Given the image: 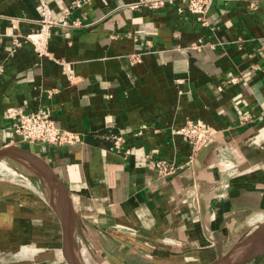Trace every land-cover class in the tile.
<instances>
[{"label": "crops", "instance_id": "1", "mask_svg": "<svg viewBox=\"0 0 264 264\" xmlns=\"http://www.w3.org/2000/svg\"><path fill=\"white\" fill-rule=\"evenodd\" d=\"M41 1L58 18L76 0H0V150L20 145L28 150L23 161L43 167L39 156L62 187L56 194L44 172L1 174L6 264H218L242 242V256L257 249L264 240V0H217L209 12L214 32L175 6L91 0L70 17L87 26L53 29L51 57L29 42L11 51L9 33L39 29ZM197 43L200 50L189 48ZM133 54L141 61L133 63ZM58 61L71 63L74 82ZM232 76L241 81L230 83ZM9 108L47 109L82 142L22 144L4 118ZM190 120L216 131L217 145L201 160L173 133ZM111 134L123 136L128 155L112 149ZM152 150L178 171L151 170ZM246 264H264V252Z\"/></svg>", "mask_w": 264, "mask_h": 264}, {"label": "built area", "instance_id": "2", "mask_svg": "<svg viewBox=\"0 0 264 264\" xmlns=\"http://www.w3.org/2000/svg\"><path fill=\"white\" fill-rule=\"evenodd\" d=\"M91 0H76L66 7L62 15L58 18L53 17L49 5L41 1V12L39 18V29L31 34L21 36L14 31L9 33L12 37L11 51L20 47L23 42H29L33 45L34 51L40 57H51L49 49L52 31L56 27L81 28L85 25L80 19H71V14L74 9L83 7ZM217 0H139L136 3L129 4L131 9H139L147 7L150 9H161L166 6H175L180 13H189L195 16L196 20L204 28H209L215 31L209 19V12ZM203 44H192L189 48L200 50ZM140 54H133L131 60L133 63L141 61ZM64 69L66 75L71 82L77 78L74 74L71 63L58 61ZM4 71L0 64V74ZM241 78L232 76L229 80L232 84H238ZM4 118L11 122L12 134L19 138L22 143L44 144L47 146H65L74 145L82 142V136L75 131L62 128L57 125L47 109L40 108L32 112H24L20 108H9L4 112ZM174 134H178L188 142L192 147L193 156H196L199 151L210 141L215 140L216 131L206 124L198 120L188 121L185 126L180 129L173 130ZM108 138L112 141V149L120 151L125 155L129 154L126 148L125 140L122 135L111 134ZM156 150L147 153L148 165L151 170L156 171L160 176L166 177L175 174L180 166L174 161L162 160L156 157Z\"/></svg>", "mask_w": 264, "mask_h": 264}, {"label": "water", "instance_id": "3", "mask_svg": "<svg viewBox=\"0 0 264 264\" xmlns=\"http://www.w3.org/2000/svg\"><path fill=\"white\" fill-rule=\"evenodd\" d=\"M22 144H29L31 145L32 143H22ZM21 144V145H22ZM217 145V142L215 140H212L210 142H208L200 151L198 154L197 159L201 160L208 152H211L214 147ZM28 152V150L20 147V145L18 146H10L7 148H3L2 150H0V160L12 155H18V156H23V153ZM37 156V155H36ZM38 159L42 162L43 165V172L48 175V177L51 179L54 189L57 192L56 194L59 195V191L62 187V183L59 180V178L56 176V174L49 168L48 164L46 162H44L39 156H37ZM50 202L52 203V201H54V197L53 195L50 196ZM244 244L245 242H242L231 254L230 258H223V261L218 263V264H246L247 262L255 259L259 254L264 252V240H262V242L259 244V247H257V249H255L253 252H251L250 254L246 255V256H242L243 254V248H244ZM40 250H42L41 248H39ZM66 251V250H65Z\"/></svg>", "mask_w": 264, "mask_h": 264}, {"label": "rangeland", "instance_id": "4", "mask_svg": "<svg viewBox=\"0 0 264 264\" xmlns=\"http://www.w3.org/2000/svg\"><path fill=\"white\" fill-rule=\"evenodd\" d=\"M6 160L9 161V163H13L14 166L7 165L6 163L4 164V161ZM1 162V167H0V176L2 174L5 175V177H15L19 176L20 174H37V170L34 169L32 166L27 165L25 163V160L23 161L21 156H15L13 159H8V158H3L0 160ZM10 258V255L5 252H0V264H6V261Z\"/></svg>", "mask_w": 264, "mask_h": 264}, {"label": "bare ground", "instance_id": "5", "mask_svg": "<svg viewBox=\"0 0 264 264\" xmlns=\"http://www.w3.org/2000/svg\"><path fill=\"white\" fill-rule=\"evenodd\" d=\"M27 165H30L32 166L34 169H36L39 173H42L43 172V167L40 166V165H37V164H34V163H27L25 162ZM5 164V163H4ZM7 165H11V166H14L13 163H6ZM40 193V192H39ZM42 194V193H40ZM26 256V252H22L19 254V257H25Z\"/></svg>", "mask_w": 264, "mask_h": 264}]
</instances>
